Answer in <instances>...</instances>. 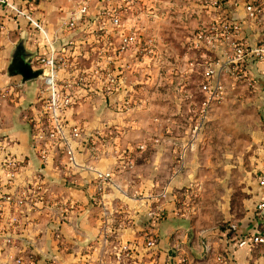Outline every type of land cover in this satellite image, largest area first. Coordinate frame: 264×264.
Wrapping results in <instances>:
<instances>
[{"label": "crops", "instance_id": "1", "mask_svg": "<svg viewBox=\"0 0 264 264\" xmlns=\"http://www.w3.org/2000/svg\"><path fill=\"white\" fill-rule=\"evenodd\" d=\"M190 1L198 5L196 0ZM221 1L213 15L214 8L203 5L204 21L197 32L205 31L206 39L199 47L194 46L200 51L201 62L210 64L204 71L212 67L220 77L225 70L223 64L227 65L233 54L232 44L223 42L218 30L211 31L222 16L228 14L240 23L241 33L235 35V42L254 46L264 41V27L249 17L245 0ZM80 3L81 0H10L9 6L0 5V92L7 95L0 117L11 112L10 121L4 120L0 127V166L7 155L20 164L17 178L0 189V231L12 210L5 196L26 197L25 204L17 209L19 223L13 243L9 247L0 244V264H99L100 251L105 264H221L219 258L223 264H264V246L239 245L241 239L264 232V218L257 210L258 204L264 202L260 172L250 196L237 204L228 217L229 226L220 233L203 231L194 220L189 222L175 210L172 182L165 189L160 186L162 137L157 131L151 134L148 124L137 120L136 112L146 109L148 97L142 103H133L131 75L144 76L153 65L154 72L159 71L164 59L162 49L169 45L163 34L167 26L159 21L169 15L176 18L179 10L174 0L138 3L135 13L124 20L126 28L139 31L140 24L146 30L159 25L122 58L115 55L113 47L120 39L117 32L107 39L96 29L97 24L93 31L84 23L74 29L65 27L64 22ZM106 3L94 0L89 19L95 18V12ZM192 11L200 14L202 10ZM138 12L145 15L141 22ZM214 18L216 24L212 22ZM178 24L169 27L174 30ZM195 40L196 35L192 43ZM108 41L113 45L105 53L103 47ZM52 48L56 54L67 53L75 59L77 71L109 67L121 79V85L111 94L104 92L100 77L94 78L90 88L72 89L76 102L67 112L64 135L74 161L58 143L51 144L48 160H43L36 133L52 92L46 88L42 74L24 81L14 72L18 59L34 70H42L38 59L51 56ZM250 63L255 65L249 72ZM244 66L253 76L254 87L264 89V62L249 60ZM74 76L72 68L61 69L58 82L63 87L73 82ZM127 100L131 107L121 108V102ZM154 121L160 123L158 117ZM73 125L84 126L79 138L71 135ZM8 139L15 143L7 146ZM99 173H111L110 180L100 181ZM0 176L6 178L1 170ZM99 185L103 187L104 206L94 199ZM34 192L40 194L39 199L32 196ZM147 240H154V245L148 247Z\"/></svg>", "mask_w": 264, "mask_h": 264}, {"label": "rangeland", "instance_id": "2", "mask_svg": "<svg viewBox=\"0 0 264 264\" xmlns=\"http://www.w3.org/2000/svg\"><path fill=\"white\" fill-rule=\"evenodd\" d=\"M196 1L198 5L190 0H174L179 10L176 18L171 14L173 17L169 15L165 21H159L167 26L163 34L169 45L162 49L164 59L158 72H154L153 65L144 76L131 75L132 98L133 103L138 104L148 97L146 109L136 112L137 120L148 124L151 134L157 131L162 137L158 179L164 189L172 182L175 210L184 214L189 222L194 220L199 229L220 233L229 226L228 217L237 204L250 196L263 166L264 89L255 88V81L251 80L253 76L249 72L255 64H249V72L245 66L223 64V98L214 102L209 113L203 115L206 95L201 88L202 72L210 64L201 62L200 51L194 47L202 42L198 43L197 38L192 41L199 32H205H197L204 21L203 5L214 8L213 15L222 1ZM138 3L142 4L143 0ZM191 8L202 11L199 14ZM136 16L139 22L145 17L140 12ZM216 21L212 19L214 24ZM159 23L150 30L140 24L138 42L149 38ZM175 23L179 24L172 30L169 26L174 28ZM5 116L1 114L0 127L4 120L10 121L11 112ZM155 117L160 123L154 121ZM6 142L7 146L15 143L10 139ZM0 244L11 246L2 239Z\"/></svg>", "mask_w": 264, "mask_h": 264}, {"label": "built area", "instance_id": "3", "mask_svg": "<svg viewBox=\"0 0 264 264\" xmlns=\"http://www.w3.org/2000/svg\"><path fill=\"white\" fill-rule=\"evenodd\" d=\"M107 3L102 5L99 10L95 12V18L89 19L90 14L93 11L94 0H81L79 7L71 13L69 18L64 22L65 27L70 29L76 28L79 23H84L88 27L94 30V24H97L100 32L104 34V38L109 39L113 33L117 32L120 36L118 43L113 46L115 55L118 58H122L129 49L138 43V33L135 28H126L124 20L127 16L131 15L137 6L138 0H105ZM245 7L249 14V17L254 20L255 23L264 27V0H245ZM217 1L215 2V4ZM0 5H10V0H0ZM93 24V25H92ZM218 30L219 38L223 42L231 43L233 54L227 61V63L234 64L237 68H242L244 64L249 60H256L264 62V41L257 43L254 46L235 42V35L241 33L240 23L232 19L228 14L222 16V19L215 26ZM197 41L201 43L206 39L205 32H199L197 34ZM113 43L108 41L107 45L103 47V52L111 50ZM221 60L217 61L220 64ZM39 64L42 66V76L45 77V85L48 90H51L52 94L47 98L45 104V114L43 120L39 124L36 133V140L41 144L40 154L43 160L46 162L49 157L50 146L58 143L60 146H64L66 153L69 156L70 161H74V155L69 146V141L66 139L64 132L66 129V116L67 112L74 108L76 102V96L72 92L74 88H90L95 77L102 78L103 90L106 94H111L116 91L121 85V79L119 75L111 68H95L93 70H76L75 59H71L67 53L56 54L54 48H52V55L48 57H41L38 59ZM72 68L74 72V81L65 83L63 87L58 82V73L61 69ZM49 73H46V70ZM59 87H62L60 89ZM59 88V89H57ZM202 91L206 95L203 102L202 112L203 115H207L214 104L223 98L224 86L220 75L216 76L215 70L212 67H208L203 73V82L201 84ZM70 89L68 92L67 90ZM5 97V93L0 92V105L2 98ZM130 106V101L121 102L120 107L125 108ZM84 126L73 125L71 127L72 137L79 138L83 133ZM264 133V128H263ZM5 161L0 166V170L5 174V177L0 176V189L4 183H12L19 174V161L13 156L7 155ZM98 177L100 181L107 182L111 178V173H99ZM259 186L264 190V162L259 174ZM103 187L99 185L98 194L94 199L98 204H104L103 194H101ZM39 191V190H38ZM25 196V195H24ZM21 196L19 198H13L12 196H5L4 200L11 207L12 210L6 219L4 227L0 231V239L4 240L5 244H12L14 241V230L19 223L17 217V209L25 204L26 197ZM39 199L40 194L34 192L32 195ZM160 196V195H159ZM149 197V196H148ZM39 201V200H37ZM2 204H0V207ZM258 214L264 218V202H261L257 206ZM107 215V212L105 211ZM154 240H147L146 245L152 247ZM247 243L254 245L264 246V232L253 235L250 239L243 238L240 240L239 245L243 246ZM97 260L99 264H105V257L103 251H100ZM221 264L223 259L219 258ZM19 263H22L19 260Z\"/></svg>", "mask_w": 264, "mask_h": 264}, {"label": "water", "instance_id": "4", "mask_svg": "<svg viewBox=\"0 0 264 264\" xmlns=\"http://www.w3.org/2000/svg\"><path fill=\"white\" fill-rule=\"evenodd\" d=\"M14 64V72L22 75L24 81L38 78L42 74V70H34L29 63L22 60L18 59Z\"/></svg>", "mask_w": 264, "mask_h": 264}]
</instances>
